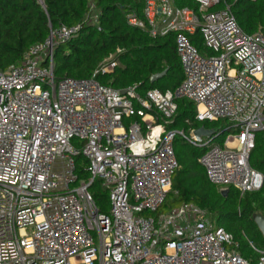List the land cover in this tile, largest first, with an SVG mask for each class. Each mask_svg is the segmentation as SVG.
<instances>
[{"label": "built area", "instance_id": "built-area-1", "mask_svg": "<svg viewBox=\"0 0 264 264\" xmlns=\"http://www.w3.org/2000/svg\"><path fill=\"white\" fill-rule=\"evenodd\" d=\"M143 2V19L129 22L154 38L175 34L184 78L174 90L100 83L119 65L115 54L91 77L57 80L55 47L79 26L51 32L0 71V264H264V249L250 241L259 259L243 257L194 203L159 212L179 169L176 135L204 148L198 161L221 191L262 187L250 156L264 129V34L244 31L228 0ZM178 99L195 105L198 122H228L222 144L168 128Z\"/></svg>", "mask_w": 264, "mask_h": 264}, {"label": "trees", "instance_id": "trees-1", "mask_svg": "<svg viewBox=\"0 0 264 264\" xmlns=\"http://www.w3.org/2000/svg\"><path fill=\"white\" fill-rule=\"evenodd\" d=\"M180 5L196 7L195 0H177ZM239 25L247 33L264 34V0H228ZM143 0H0V71H6L23 61L32 45L44 42L51 32L62 26H79L70 40L55 47L54 74L57 80L64 77L88 78L99 66L115 54L119 65L110 73H99L97 80L115 89L137 84L140 92L151 88L161 91L174 90L184 75L175 48V34L152 37L147 29L129 22L135 14L143 19ZM199 47V43L195 41ZM120 49L119 52L117 50ZM167 70L155 82L154 74ZM174 129H196L201 126H220L219 133H226L230 126L223 122H198L195 105L186 99H178ZM187 121L190 122L187 123ZM174 148L179 169L172 179V191L167 194L161 208L194 203L206 210L215 227L224 228L238 242L240 254L256 262L259 253L250 246L264 249V236L254 221L258 212L264 214V182L259 190L245 193L231 187L223 194L212 183L198 159L204 148L194 147L176 135ZM78 172L84 171L85 158L76 159ZM250 165L264 175V129L256 133L255 147ZM96 186L92 188L97 204L104 194ZM172 195V200L168 196Z\"/></svg>", "mask_w": 264, "mask_h": 264}, {"label": "water", "instance_id": "water-1", "mask_svg": "<svg viewBox=\"0 0 264 264\" xmlns=\"http://www.w3.org/2000/svg\"><path fill=\"white\" fill-rule=\"evenodd\" d=\"M168 69H165L164 71L154 74L151 77V82L157 81L159 78L163 77L167 73ZM124 93V92H123ZM219 128H207L205 126H201L199 128H196L193 130L195 138L201 142L203 137L211 138V137H217L219 135ZM228 190H223L222 193L226 194ZM254 221L256 222L257 226L259 227L260 231L262 232L264 236V214L261 212H258L254 215Z\"/></svg>", "mask_w": 264, "mask_h": 264}, {"label": "rangeland", "instance_id": "rangeland-1", "mask_svg": "<svg viewBox=\"0 0 264 264\" xmlns=\"http://www.w3.org/2000/svg\"><path fill=\"white\" fill-rule=\"evenodd\" d=\"M199 48H201V49H203V44L202 43H199ZM221 122H223V123H225V124H228V122L227 121H224V120H221ZM221 126V125H220ZM220 126H217V127H213V128H219L220 129ZM168 128H171L170 126H168ZM174 129H176V130H182V129H178V128H174ZM185 130V129H184ZM186 131V133H189V130H185ZM219 132V131H218ZM228 133H230V130H228L226 133H224V134H221V133H219V135L217 136V137H215V140H214V142L215 143H219V144H222V142H223V140H224V138L226 137V135L228 134ZM178 136H180V137H182L181 135H178ZM183 138V137H182ZM184 139V138H183ZM185 140V139H184ZM99 188V187H98ZM99 190L101 191V193H103L104 194V197H103V200H102V203L104 204V206H105V208H106V210L105 211H109L110 210V202H109V195H108V193L105 191V190H103V189H101V188H99ZM170 191H172V189L170 190ZM168 200H172V195H170V196H168ZM174 207L173 208H175V207H178L179 205H173ZM172 208V209H173ZM171 210V208H168V207H163V208H161L160 210H159V212H163V213H167V212H169ZM206 219H207V226L208 225H213L212 224V218L210 217V215L209 214H207V217H206ZM94 237H95V240H96V243H97V235L94 233Z\"/></svg>", "mask_w": 264, "mask_h": 264}]
</instances>
